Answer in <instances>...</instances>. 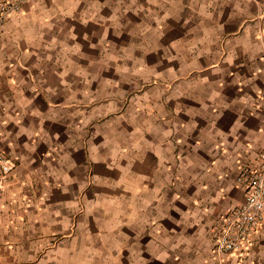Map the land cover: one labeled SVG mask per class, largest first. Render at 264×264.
Returning a JSON list of instances; mask_svg holds the SVG:
<instances>
[{
    "label": "crops",
    "instance_id": "0c3cea01",
    "mask_svg": "<svg viewBox=\"0 0 264 264\" xmlns=\"http://www.w3.org/2000/svg\"><path fill=\"white\" fill-rule=\"evenodd\" d=\"M263 149L264 0H23L2 26L0 264H211ZM229 264H264V231Z\"/></svg>",
    "mask_w": 264,
    "mask_h": 264
},
{
    "label": "built area",
    "instance_id": "2783aa9c",
    "mask_svg": "<svg viewBox=\"0 0 264 264\" xmlns=\"http://www.w3.org/2000/svg\"><path fill=\"white\" fill-rule=\"evenodd\" d=\"M22 2L0 0V31L10 15L20 13ZM11 171L8 159L0 152V190ZM235 184L243 192V201L223 216L210 252L211 264H229V258L247 255L254 238L264 231V149L256 163L239 170Z\"/></svg>",
    "mask_w": 264,
    "mask_h": 264
}]
</instances>
